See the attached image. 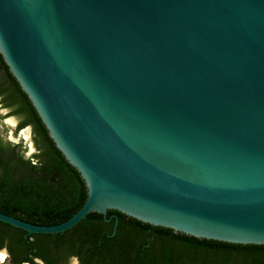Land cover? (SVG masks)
I'll use <instances>...</instances> for the list:
<instances>
[{
  "label": "water",
  "instance_id": "95a60500",
  "mask_svg": "<svg viewBox=\"0 0 264 264\" xmlns=\"http://www.w3.org/2000/svg\"><path fill=\"white\" fill-rule=\"evenodd\" d=\"M0 57L57 149L0 175V222L264 245V0H0Z\"/></svg>",
  "mask_w": 264,
  "mask_h": 264
},
{
  "label": "trees",
  "instance_id": "16d2710c",
  "mask_svg": "<svg viewBox=\"0 0 264 264\" xmlns=\"http://www.w3.org/2000/svg\"><path fill=\"white\" fill-rule=\"evenodd\" d=\"M0 96V104L17 106L12 113L24 117L19 128L32 126L39 149L34 158L42 165L34 167L23 159L19 145L0 141V175L41 176L57 160V149L1 57ZM0 229V234L15 233L14 245L22 244L25 259L39 256L47 264L50 263L41 256L43 253L76 255L81 264H264V245L197 239L141 223L113 210H107L105 215L88 213L72 228L54 234H26L3 222ZM18 261L11 260L10 264Z\"/></svg>",
  "mask_w": 264,
  "mask_h": 264
},
{
  "label": "clouds",
  "instance_id": "9594fccd",
  "mask_svg": "<svg viewBox=\"0 0 264 264\" xmlns=\"http://www.w3.org/2000/svg\"><path fill=\"white\" fill-rule=\"evenodd\" d=\"M0 100H3V96H0ZM14 107L8 108L0 104V118H2L0 119V139L5 140L13 146L20 145V155L23 159L30 161L34 167H41L40 161L34 158L39 155V149L35 146L32 126L25 125L23 128H19L24 117L22 115H11L10 113L14 111ZM18 128L19 130L17 131ZM9 258L10 254L7 252V249H0V264H5ZM24 264H28V262L25 261ZM35 264H43V261L35 258ZM70 264H79L78 257H71Z\"/></svg>",
  "mask_w": 264,
  "mask_h": 264
},
{
  "label": "flooded vegetation",
  "instance_id": "af4514ba",
  "mask_svg": "<svg viewBox=\"0 0 264 264\" xmlns=\"http://www.w3.org/2000/svg\"><path fill=\"white\" fill-rule=\"evenodd\" d=\"M14 234H13V236H14ZM13 236L11 233L8 234V233H5L4 231H2V233L0 234V249L6 248L7 252L10 254V258L5 262V264H10L11 260H14V261L19 260L16 264H24L25 261H27L28 264H31V263L35 264V258H39L40 260L43 261V264H47V263H45V260L39 256H36V257L31 256L30 259H25V257H23L24 255H23L22 244L19 243V246L14 245ZM35 250H38V248H36ZM39 252H41V251H39ZM41 256L45 257L49 261L50 264H66L67 261L71 257L76 256V255L72 256V255H61V254L56 255L54 253H50V254L49 253H45V254L43 253V254H41ZM79 264H81V263L79 262Z\"/></svg>",
  "mask_w": 264,
  "mask_h": 264
},
{
  "label": "rangeland",
  "instance_id": "374dc122",
  "mask_svg": "<svg viewBox=\"0 0 264 264\" xmlns=\"http://www.w3.org/2000/svg\"><path fill=\"white\" fill-rule=\"evenodd\" d=\"M8 108H11V107H8ZM11 115H16V114H14V113H10ZM18 116V115H17ZM0 119H2V118H0ZM18 131V130H17ZM0 141L1 142H6L5 140H3V139H0ZM20 146V145H19ZM20 148V150H21V146L19 147ZM70 262H71V258L67 261V263L66 264H70Z\"/></svg>",
  "mask_w": 264,
  "mask_h": 264
}]
</instances>
